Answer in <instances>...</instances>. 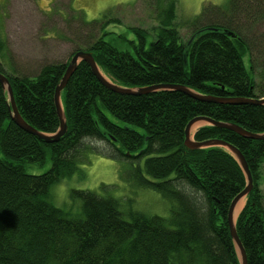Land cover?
<instances>
[{"label": "trees", "instance_id": "16d2710c", "mask_svg": "<svg viewBox=\"0 0 264 264\" xmlns=\"http://www.w3.org/2000/svg\"><path fill=\"white\" fill-rule=\"evenodd\" d=\"M177 5L156 0L159 26L150 43L149 32L139 27L131 29L136 39L122 34V44L108 41L107 35L118 36L106 31L115 22L111 17H83L99 33L88 47L76 48L67 62L44 64L33 76L8 75L21 115L41 132H58L56 88L81 49L121 86L175 84L203 95L264 98V0L204 4L187 20L186 40ZM7 45L0 33V54ZM78 64L62 92L68 131L57 142L13 120L0 82V264H241L228 216L247 186L246 173L225 147L187 148L185 132L192 119L207 116L264 133V104L204 101L176 89L120 94L101 84L86 61ZM195 132L196 141L224 140L248 161L254 187L235 226L248 264H264V140L212 124ZM87 139L109 141L133 167L135 178L128 179L158 191L170 202V214L125 207L119 197L87 189L71 192L81 201L76 212L52 203V185L81 171ZM47 159L48 171L27 172L29 164Z\"/></svg>", "mask_w": 264, "mask_h": 264}, {"label": "rangeland", "instance_id": "374dc122", "mask_svg": "<svg viewBox=\"0 0 264 264\" xmlns=\"http://www.w3.org/2000/svg\"><path fill=\"white\" fill-rule=\"evenodd\" d=\"M229 1L178 0L177 22L183 38L186 40L191 35L187 20L201 14L204 4L223 6ZM105 15L115 21L108 25L106 31L118 34L116 38L115 35H107L108 41L122 44L119 37L122 34L136 39V34L131 31L134 27L149 32V43L155 39L159 26L156 0H0V33L8 44L7 52L0 54L1 67L7 76H33L44 64L67 62L76 48L88 47L95 40L92 36H99L93 26L84 24L83 17L85 21H94ZM108 115L122 124L110 112ZM206 124L208 122L204 121L200 128ZM83 150L81 171L52 185L49 191L52 203L76 212L81 201L73 198L71 192L87 189L103 196L119 197L125 207L133 206L134 209L166 217L170 214V202L158 191L135 186L128 179L130 176L135 178L133 167L127 164V158L120 157L122 160L114 153L115 147L109 141L87 139ZM51 165V159L43 165L29 164L27 172L44 173ZM103 185L109 186L108 189L103 190Z\"/></svg>", "mask_w": 264, "mask_h": 264}, {"label": "water", "instance_id": "95a60500", "mask_svg": "<svg viewBox=\"0 0 264 264\" xmlns=\"http://www.w3.org/2000/svg\"><path fill=\"white\" fill-rule=\"evenodd\" d=\"M194 37H192L191 40H193ZM81 61H86L92 69V71L97 75L98 79L102 82L101 84H104L107 89H111L114 92L120 93V94H132V95H142L146 93H150L151 91H157V90H162V89H176V90H182L183 92L187 93L188 95L192 96V98H197L199 100H204V101H210V102H216V103H230V104H242V103H251V104H264V98L261 99H247V98H242V97H217L213 95H203L200 94L191 88L187 86H181V85H175V84H158V85H153V86H148V87H125L121 86L115 82H113L108 76H106L98 64L96 63L95 57L91 51L88 50H77L74 52L70 62L67 65L66 71L63 75V78L60 82L59 85H57L56 88V93H55V104L57 108V113H58V118L60 119V129L58 130L57 133L55 134H48L39 131L38 129H35L31 124H29L24 117L21 115L20 110L18 109V106L16 104L15 96H14V91L12 88V85L10 83V79L8 76L0 71V82L4 86L5 90L8 93L9 96V107L12 112L13 120L22 127L24 130L35 134V136H38L39 138L47 141L48 143L50 142H57L59 141L62 136H64L67 131H68V123H67V118L62 102V92L66 88L70 78L72 77V74L76 71L78 67V63ZM199 121H206L209 124L219 126L221 128H226L229 130H233L247 138H252V139H259V140H264V133H256V132H251L247 130L246 128L235 124L231 122H222V121H214V119L207 117V116H197L194 119H192L187 127H186V137H185V145L187 148L195 150L199 148H205V147H210V146H220V147H225L226 149L229 150V152H232L238 162H240L242 168L244 169L246 176H247V186L246 188L240 192L232 201L230 204V210H229V225H230V230L231 234L233 236L234 242L236 244L235 247H237L241 264H248V257L246 249L242 243V240L238 234L237 226L236 225V220H235V215L238 210L239 204L241 200L246 197L253 189L254 183H253V177L250 172V168L248 166V161H246L245 156L242 154V152L234 145L221 140V139H209L205 141H196L192 137V130L194 125L199 122ZM112 140H115L114 137H111Z\"/></svg>", "mask_w": 264, "mask_h": 264}, {"label": "bare ground", "instance_id": "6f19581e", "mask_svg": "<svg viewBox=\"0 0 264 264\" xmlns=\"http://www.w3.org/2000/svg\"><path fill=\"white\" fill-rule=\"evenodd\" d=\"M203 123H204V121H199V122H197V123L194 125L193 130H192V136H194V133H196L195 131H197ZM245 202H246V197H244V198L241 200L240 204H239L238 210H237L236 215H235V220H237V218H238V214L240 213V211H241L242 208L244 207Z\"/></svg>", "mask_w": 264, "mask_h": 264}]
</instances>
